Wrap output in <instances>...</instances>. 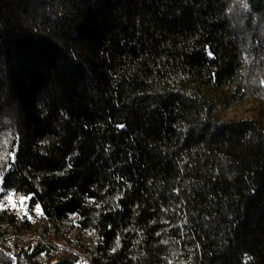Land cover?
<instances>
[{
	"label": "trees",
	"instance_id": "16d2710c",
	"mask_svg": "<svg viewBox=\"0 0 264 264\" xmlns=\"http://www.w3.org/2000/svg\"><path fill=\"white\" fill-rule=\"evenodd\" d=\"M0 174V264H264V0H0Z\"/></svg>",
	"mask_w": 264,
	"mask_h": 264
},
{
	"label": "rangeland",
	"instance_id": "374dc122",
	"mask_svg": "<svg viewBox=\"0 0 264 264\" xmlns=\"http://www.w3.org/2000/svg\"><path fill=\"white\" fill-rule=\"evenodd\" d=\"M0 202L4 205H8L9 207L15 208L17 211L24 213L25 212V208L27 206V200H24L23 203H21V200H14L12 201V203H9L8 200L5 197H0ZM13 205H15L13 207ZM74 233V232H73Z\"/></svg>",
	"mask_w": 264,
	"mask_h": 264
},
{
	"label": "snow or ice",
	"instance_id": "6c2138e0",
	"mask_svg": "<svg viewBox=\"0 0 264 264\" xmlns=\"http://www.w3.org/2000/svg\"><path fill=\"white\" fill-rule=\"evenodd\" d=\"M245 7H247L246 4H245ZM2 184H3V175L0 174V185H2ZM3 191H5V189H3V187H0V192H3ZM13 195H14V193H9V194L6 195L5 198L8 200L9 203H12V201H13ZM24 199H25V197H23V196L20 197L21 203H23ZM14 206L15 205H13V207ZM0 207H3V204L2 203H0ZM35 211L37 213H40L41 212V209H40V205L39 204H36L35 205Z\"/></svg>",
	"mask_w": 264,
	"mask_h": 264
}]
</instances>
